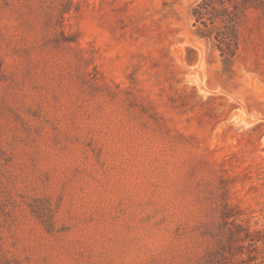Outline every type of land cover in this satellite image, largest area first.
<instances>
[{
  "label": "rangeland",
  "instance_id": "374dc122",
  "mask_svg": "<svg viewBox=\"0 0 264 264\" xmlns=\"http://www.w3.org/2000/svg\"><path fill=\"white\" fill-rule=\"evenodd\" d=\"M198 1L0 0V264H264V0Z\"/></svg>",
  "mask_w": 264,
  "mask_h": 264
},
{
  "label": "trees",
  "instance_id": "16d2710c",
  "mask_svg": "<svg viewBox=\"0 0 264 264\" xmlns=\"http://www.w3.org/2000/svg\"><path fill=\"white\" fill-rule=\"evenodd\" d=\"M245 9L243 3L233 4L230 0H200L192 8L196 33L210 40L225 60L238 53V25Z\"/></svg>",
  "mask_w": 264,
  "mask_h": 264
}]
</instances>
